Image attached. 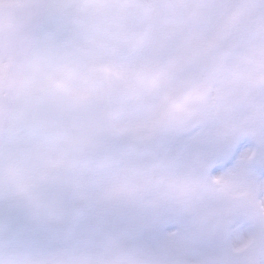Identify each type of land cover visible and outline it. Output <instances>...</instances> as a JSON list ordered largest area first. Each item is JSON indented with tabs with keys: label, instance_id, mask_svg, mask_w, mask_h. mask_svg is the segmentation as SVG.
Returning <instances> with one entry per match:
<instances>
[{
	"label": "snow or ice",
	"instance_id": "snow-or-ice-1",
	"mask_svg": "<svg viewBox=\"0 0 264 264\" xmlns=\"http://www.w3.org/2000/svg\"><path fill=\"white\" fill-rule=\"evenodd\" d=\"M0 264H264V0H0Z\"/></svg>",
	"mask_w": 264,
	"mask_h": 264
}]
</instances>
